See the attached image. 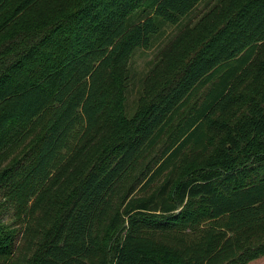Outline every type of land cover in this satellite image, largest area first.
I'll list each match as a JSON object with an SVG mask.
<instances>
[{
	"label": "trees",
	"instance_id": "16d2710c",
	"mask_svg": "<svg viewBox=\"0 0 264 264\" xmlns=\"http://www.w3.org/2000/svg\"><path fill=\"white\" fill-rule=\"evenodd\" d=\"M210 1L0 0V264L264 256V0H213L125 111Z\"/></svg>",
	"mask_w": 264,
	"mask_h": 264
},
{
	"label": "rangeland",
	"instance_id": "374dc122",
	"mask_svg": "<svg viewBox=\"0 0 264 264\" xmlns=\"http://www.w3.org/2000/svg\"><path fill=\"white\" fill-rule=\"evenodd\" d=\"M213 2V0L209 3L200 2L189 14L180 19L177 24H165L162 33L154 37L153 44L149 48L138 49L134 53L130 60V78L128 82V90L125 103V111L128 116L132 115L135 110L136 100L141 90L142 79L147 74L150 67L157 61L160 49L179 31V29H181L185 25L194 24L199 19V17L212 6ZM196 104L197 101L195 103V100H193V102L184 110L183 115L192 111ZM174 125L175 124L168 128L165 135L163 136L164 139L167 134L175 127ZM163 138L162 141L156 147H154L151 152L147 154L145 159L140 163V169H142L145 164L151 165L156 161L154 156H157L158 150L160 148L159 146L163 144ZM161 180L162 177L157 180V183L161 182ZM248 264H264V256L253 260Z\"/></svg>",
	"mask_w": 264,
	"mask_h": 264
}]
</instances>
